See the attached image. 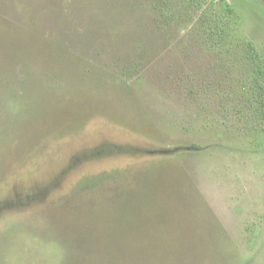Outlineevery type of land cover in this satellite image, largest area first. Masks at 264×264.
Listing matches in <instances>:
<instances>
[{"label":"rangeland","instance_id":"1","mask_svg":"<svg viewBox=\"0 0 264 264\" xmlns=\"http://www.w3.org/2000/svg\"><path fill=\"white\" fill-rule=\"evenodd\" d=\"M0 264H264V0H0Z\"/></svg>","mask_w":264,"mask_h":264}]
</instances>
